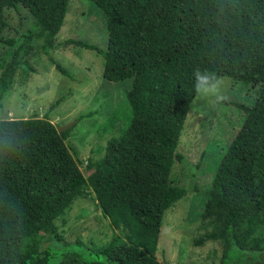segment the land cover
Instances as JSON below:
<instances>
[{"label":"trees","instance_id":"1","mask_svg":"<svg viewBox=\"0 0 264 264\" xmlns=\"http://www.w3.org/2000/svg\"><path fill=\"white\" fill-rule=\"evenodd\" d=\"M104 13L109 47L68 39L105 57L104 76L131 77L130 114L99 158H76L48 117L0 118V264H166L157 256L163 217L186 187L170 176L194 97L196 70L256 88L240 105L243 125L217 165L200 213L204 232L218 241L220 264L264 258V0H91ZM69 0H0V108L18 70L38 48L56 42ZM24 6L32 26L5 38V9ZM42 42L37 47L36 43ZM122 52L121 61L117 55ZM64 74L68 71L52 59ZM132 68V70H130ZM113 113L104 129L117 130ZM86 162L88 173L82 165ZM91 197L114 229L108 244L61 255L59 220L76 199ZM45 236L50 245L42 246ZM72 243V242H65Z\"/></svg>","mask_w":264,"mask_h":264},{"label":"rangeland","instance_id":"2","mask_svg":"<svg viewBox=\"0 0 264 264\" xmlns=\"http://www.w3.org/2000/svg\"><path fill=\"white\" fill-rule=\"evenodd\" d=\"M67 13L56 42L64 43L44 53L38 48L27 57L15 76L9 94L0 108V118L48 117L57 127L76 122L66 142L76 149V158H99L109 137L118 133L130 114L126 91L131 77L115 81L104 76L105 57L95 50L65 43L68 39L109 47V31L103 11L91 0H69ZM10 26L2 33L10 38L29 29L34 17L24 6L5 9ZM37 47L42 42L36 43ZM5 49L0 44V52ZM122 52L117 55L121 61ZM52 59L68 71L64 74ZM132 70V68L130 69ZM1 72V70H0ZM215 83L216 94H197L187 115L177 151L185 157L175 161L170 179L187 188V194L166 210L157 247L158 258L166 264H220L223 248L218 241L195 246L193 241L204 232L200 213L216 168L232 137L243 125L240 105L251 106L256 88L235 82L227 76ZM115 114L117 130L107 131L105 124ZM88 173L86 162L82 165ZM64 240H55L50 248L61 255L108 244L114 229L92 198L76 199L57 220ZM82 241L85 245L73 242ZM72 243H65V242ZM50 245L45 236L42 246ZM243 264H250L245 262ZM251 264H264L260 257Z\"/></svg>","mask_w":264,"mask_h":264},{"label":"clouds","instance_id":"3","mask_svg":"<svg viewBox=\"0 0 264 264\" xmlns=\"http://www.w3.org/2000/svg\"><path fill=\"white\" fill-rule=\"evenodd\" d=\"M194 74L196 76L194 87L197 94L208 95L217 93L216 84L212 83V81L216 79L215 74H202L199 70H196ZM217 83H219V81H217Z\"/></svg>","mask_w":264,"mask_h":264},{"label":"water","instance_id":"4","mask_svg":"<svg viewBox=\"0 0 264 264\" xmlns=\"http://www.w3.org/2000/svg\"><path fill=\"white\" fill-rule=\"evenodd\" d=\"M75 123H76V122H72V123H70V124H68V125H65V126H62V127H58V131H60V132H61V131H64V130H66V129L72 127Z\"/></svg>","mask_w":264,"mask_h":264}]
</instances>
